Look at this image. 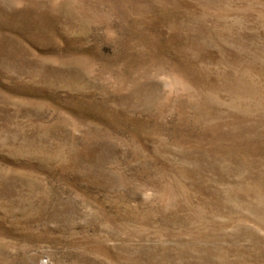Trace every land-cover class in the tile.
I'll use <instances>...</instances> for the list:
<instances>
[{
    "label": "rangeland",
    "instance_id": "obj_1",
    "mask_svg": "<svg viewBox=\"0 0 264 264\" xmlns=\"http://www.w3.org/2000/svg\"><path fill=\"white\" fill-rule=\"evenodd\" d=\"M0 264H264V0H0Z\"/></svg>",
    "mask_w": 264,
    "mask_h": 264
}]
</instances>
